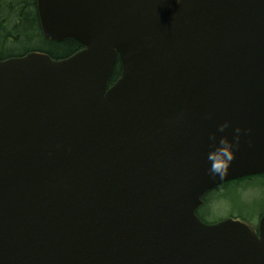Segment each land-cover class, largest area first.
<instances>
[{
  "label": "water",
  "instance_id": "water-1",
  "mask_svg": "<svg viewBox=\"0 0 264 264\" xmlns=\"http://www.w3.org/2000/svg\"><path fill=\"white\" fill-rule=\"evenodd\" d=\"M36 2L47 40L85 49L0 62V264H264V217L196 214L264 175V0ZM225 121L251 131L214 177Z\"/></svg>",
  "mask_w": 264,
  "mask_h": 264
},
{
  "label": "trees",
  "instance_id": "trees-1",
  "mask_svg": "<svg viewBox=\"0 0 264 264\" xmlns=\"http://www.w3.org/2000/svg\"><path fill=\"white\" fill-rule=\"evenodd\" d=\"M2 9L15 15L12 23L15 26L9 32L5 28L8 17L2 15ZM9 39L17 45L22 44L24 50L21 52L11 51V53H7L8 56H20L30 50H35L48 54L53 60H62L83 49V46L75 40L51 42L43 37L36 10V0H0V60L7 57L3 48L9 43ZM31 44L34 45L33 48L30 46ZM120 74L121 69L117 65L114 67L111 83L115 82Z\"/></svg>",
  "mask_w": 264,
  "mask_h": 264
},
{
  "label": "rangeland",
  "instance_id": "rangeland-1",
  "mask_svg": "<svg viewBox=\"0 0 264 264\" xmlns=\"http://www.w3.org/2000/svg\"><path fill=\"white\" fill-rule=\"evenodd\" d=\"M14 26L9 24L6 31L12 30ZM7 46L14 47L13 50L16 52L24 50L22 44H18L17 48L13 43H8ZM30 46L34 47L33 44ZM9 51L4 50L5 53ZM205 197V204L197 211L204 222L215 224L226 218L234 217L258 227L260 217L264 214V177L255 176L239 180L217 188L206 194Z\"/></svg>",
  "mask_w": 264,
  "mask_h": 264
},
{
  "label": "clouds",
  "instance_id": "clouds-1",
  "mask_svg": "<svg viewBox=\"0 0 264 264\" xmlns=\"http://www.w3.org/2000/svg\"><path fill=\"white\" fill-rule=\"evenodd\" d=\"M230 125L231 121L221 123L217 132H212L209 136V150L206 160L209 164L207 171L211 176L223 177L229 172L236 158L237 149L240 147L241 134L245 131H251L236 127L232 136L228 134L218 136V133H226Z\"/></svg>",
  "mask_w": 264,
  "mask_h": 264
}]
</instances>
